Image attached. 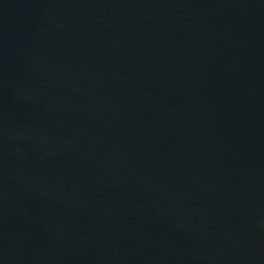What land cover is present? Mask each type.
I'll return each mask as SVG.
<instances>
[{"label": "water", "instance_id": "1", "mask_svg": "<svg viewBox=\"0 0 264 264\" xmlns=\"http://www.w3.org/2000/svg\"><path fill=\"white\" fill-rule=\"evenodd\" d=\"M0 264H264V0H0Z\"/></svg>", "mask_w": 264, "mask_h": 264}]
</instances>
